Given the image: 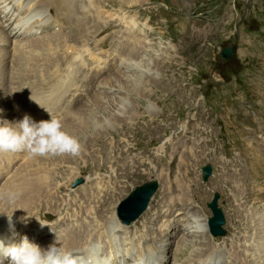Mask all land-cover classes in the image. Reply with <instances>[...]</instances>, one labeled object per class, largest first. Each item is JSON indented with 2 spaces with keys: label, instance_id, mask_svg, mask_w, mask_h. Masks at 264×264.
Returning a JSON list of instances; mask_svg holds the SVG:
<instances>
[{
  "label": "rangeland",
  "instance_id": "obj_1",
  "mask_svg": "<svg viewBox=\"0 0 264 264\" xmlns=\"http://www.w3.org/2000/svg\"><path fill=\"white\" fill-rule=\"evenodd\" d=\"M112 1L113 5L111 2H106L105 5L107 10L113 11L116 6H119L123 12V17H126L125 21L128 22L132 17H134L138 24V28L142 29L148 21L146 18L147 15L150 11L156 10L160 7L159 2L161 0H120V4L117 3L118 0ZM162 1L173 10L189 14L190 18L186 20L190 25H193L191 28H194H189L190 31H187L183 26H179V23L171 21L168 25H166L167 28L158 32L155 28V20H151L150 25H152V27H150L153 31H148L144 36L135 37L128 36L126 33V27L121 23V34L119 35L121 37V41L126 43L127 41L137 39L139 41V45L136 50L129 52L130 54L128 52H122L120 54L117 75L114 74L112 69H110L111 56L109 54L112 50L110 47H107V55H102L105 60V70H108L104 76L105 78H103L98 86L93 85L88 80V84L83 88V92L87 95L92 96L94 94H100L102 96L100 100L103 108L98 109L96 114H91L90 117H85V119L82 116L79 117L80 121H85L87 122V126H90L88 131L81 133L80 137L77 138L80 143L82 142L84 144L83 146L85 147V151L82 152L76 159L79 163V167L81 168L80 175L88 174L86 178L89 177V180L92 181L95 179L96 181H100L104 191L108 190L110 186H113L116 189L115 196L112 198L107 197L105 201V206H111L116 199L125 195V193L128 192L132 186L138 183L143 181L146 182L150 178H157L160 184H163L162 171L170 169L173 175L175 169H182L183 172L181 176L184 177L185 170L189 169L186 171V177L189 178V180L186 183H183L186 188L185 197L187 198L190 194L195 195L198 193V189L195 187V179L193 177L199 181L200 174L192 177V169H198L199 167L207 164L205 162H209L210 159L212 160L211 165L213 167V175L215 174L216 180L214 183L212 179H209L206 183L207 185H205L206 187L204 188H206L208 193H206L205 198L209 201L213 192L220 193L221 200L219 206L225 216L224 229L227 235V227L230 223L232 222L233 230L235 229L234 225L238 223V218L235 217L237 213H239V216L241 217V223L244 221L241 214L242 212L235 207H232L230 220L229 210L231 207L229 204H241L245 200L244 197L246 198V201L250 202L251 196L253 195L263 196L264 198V156L260 157L258 160H254L252 156L253 154L247 149L248 144L258 145L264 140V0H250L249 3H245L243 0ZM252 1L257 2L252 4ZM147 2H150L148 6H144L143 8L140 6V4ZM52 5L54 8L55 4L52 3ZM247 6H251L254 12L247 13ZM79 8L80 5L78 0H64L61 13L69 17V21L71 23L69 26L67 25L65 16L60 14V12L55 13L54 15L56 17L51 19L58 20L57 22L59 25L63 24L61 25V27L63 26L62 36H66V40L70 41L69 44H75L74 46L84 42L91 34V27H87V30L89 29L87 34H85L84 31L81 35H79V38H75L73 36L72 31L76 30V25L81 21V19L77 17ZM225 10L228 12V16L222 17V20L219 21V11L224 13ZM209 11L211 14H204ZM197 14H200V17L196 19ZM88 21H90L89 17L87 24ZM233 26L235 29H233ZM254 26H259L262 29L261 37L263 39V43L259 44L253 38H250L249 35L244 33L246 30ZM42 35L43 34L39 36ZM167 43H172L171 49L167 48ZM228 44L234 45L235 56L240 61L236 62L235 59L232 61L233 65H220L218 64V50L219 48H224ZM75 48L77 49V47ZM93 51L95 53H99V50H95L94 48ZM135 51L136 54L139 53V55L133 57L135 55ZM59 52L62 53L61 56L58 55ZM59 52L56 53V56L62 59L63 55H65L64 49L62 48ZM46 53H48V51H45L44 49H36L32 53L27 54L25 58L20 59V63L25 66L30 64V61H34L32 58H36L38 60V70L40 71V74L36 76H40L41 78L36 77L33 78V80L46 83L36 90L37 94L33 95L34 97L36 96L34 105L38 102V99H42L49 92L54 94V89H58L56 84L57 80H53L49 75L43 76L44 62H48L51 55V53L50 55L49 53ZM69 59L71 58L68 57L60 65L59 81L63 80L61 71L64 69V66L67 64L66 62ZM194 68L198 69L199 72H193ZM216 72H220L224 75V83H222V81L218 78ZM72 80L73 79L71 77V81H69V83H71ZM29 84L30 83H26L25 85L24 83H17L15 86L16 92H26L27 90L25 87ZM47 84L53 85L55 88L51 89L49 86H46ZM22 87L24 89H22ZM212 90L215 91V96L212 100L214 107L210 111L212 119L215 120L210 122V119H206L205 116H201L202 121H205V123H196L194 116L196 117L197 115H202V112L206 110L202 103L198 105L199 99L202 96H212ZM34 91L35 88L30 93ZM243 92H246L249 95L250 105L248 106L242 102ZM60 100H58L56 106L59 105ZM89 104H91V107H94V98L91 99L90 103H83L79 105L78 108L68 109V111L63 113V116L66 117L72 110V114L80 111L82 112L83 109L87 110L88 107H90ZM149 104L154 107L156 112L151 110ZM6 105L7 102H5V106ZM40 106L50 107L45 104H41ZM87 112H91V109ZM176 115H178L180 119H177L178 117H176L174 121L170 120L172 116L175 117ZM13 118V121H17L15 116H13ZM71 118L72 116L67 118V120H70ZM185 122H187V127L190 129H193V127L196 126L194 131L201 128L203 129L204 126L208 128V132H210L214 143L213 146L209 148L211 156L210 158L202 157L199 162L193 163L191 167H189L188 158L182 163H176L178 160V156H176V164L169 167L168 161L169 156L172 153V148L176 145L179 149L182 145H191V143L183 144L182 137L174 136L181 130V125ZM197 127H199V129ZM66 130H69L68 132L70 133L74 132L73 129ZM207 139L208 138L206 137H198L200 142L206 141ZM164 141H169V143L165 144ZM227 143L239 144L245 147L246 150L244 155L233 159L235 161L233 167L234 170H232L231 163H228L223 167L222 174L226 175L228 178V174H231V179L235 177H241L243 179V173H245V176L248 178V191L251 196L246 194L247 190L243 180V182L240 181L243 183L241 192H236L235 188H233L234 190H230L223 183L225 176H222L219 170L222 167L221 163H224L221 160V157L226 156L227 154L230 155V153L224 148V145ZM133 146H135L137 150H133V148H131ZM162 146V152L166 156L167 160L164 163L159 162V169H161L160 172L152 171L146 175L143 173L138 174V172L134 173L133 168H128V177L120 184L117 183L114 175L117 170H123V167L128 160H130L133 156L140 154H155ZM220 148L221 151H219ZM91 149H96L97 153H92V151H90ZM87 151H89V153H87ZM112 151L114 154L111 153ZM233 155L239 154L233 153ZM42 158L38 157L39 160L35 158L34 161L32 159L29 163L32 162L34 164H38L40 162L45 164V162L48 161L49 164L43 166H45L46 169L55 171L53 169L58 167V164L53 163L56 156L49 157L48 160ZM147 162H149V160H147ZM24 164L27 165L26 162ZM179 164H182L185 169L178 168ZM98 165L104 166L105 170L101 173L93 175V169ZM140 166L141 165L138 164L135 168L138 169ZM237 167H240L243 173L240 170H235ZM60 169L61 170L58 171L59 175L60 173H63V171H66L64 168ZM28 170L29 169L26 168L21 172V174L24 172L30 173ZM34 171L31 170V172ZM63 174H65V172ZM65 176L63 179H65ZM173 179H175L174 176ZM169 184L173 185V182ZM180 188L181 186L179 187V192L184 194V190L180 191ZM251 189H253L254 193H251ZM230 195L232 196L230 197ZM177 198H179V194L175 200ZM240 198L243 199L240 200ZM189 199L192 202L191 204H189V200L188 203V201L184 202L181 199L179 200L180 205L177 207L174 206V199L171 200V205L169 204V208H167V210H172L174 211V214L177 215L176 219H172L173 222H178L179 217L186 216L187 220H189L190 215H201L199 216V219H203L204 216H207L208 219L209 216L203 211V209L198 208L199 203L192 201L191 198ZM156 205L161 208L160 201H158ZM153 206L154 203L152 204L151 209ZM171 207L172 209H170ZM190 207L193 208L191 211L189 210ZM256 208L262 210L260 207ZM167 210L166 216L169 213ZM192 211H194V214ZM262 216L263 215L259 216L260 220L264 219V216ZM244 217L250 221V214H247ZM258 220L253 221V228L246 227V229L247 231L254 230V246L256 249H261L264 248V227L262 230L255 229L254 225ZM148 222H151L150 219L147 220V223ZM81 224L82 223L79 225ZM79 225H77L76 230H80L78 227ZM102 227H100L102 230H106L104 229L105 226ZM136 227H140V224L137 223ZM193 229L194 228H192V231L196 232L197 229ZM175 230L176 229L173 228V231ZM237 231L240 230L238 229ZM89 232L91 231L89 230ZM75 234L80 236L81 232L80 234L79 232ZM206 236L209 237V235ZM196 237L198 238L199 234H197ZM202 237L204 238L205 235L198 238L201 239L199 243L200 248L202 243H206L202 241ZM174 239L175 238H173V240ZM101 241L105 243L106 239H101ZM180 241L184 242L183 240ZM232 241L240 242V239L237 240L234 238V240H230L229 238H223L222 240V242L226 243V245L223 243L222 245L228 250V260L230 259L233 251L229 249V245ZM47 243H50V240H48ZM192 244L193 242L190 240L183 249L184 255L174 261L171 260L172 264L180 261L185 255L187 258H190L186 252ZM244 247V244L238 247L241 255L243 254L241 249ZM171 248V251L174 252L176 245H173ZM200 248L195 250L192 256L193 259H190V261H198L197 257H194V255L200 250ZM242 257H244V255H242Z\"/></svg>",
  "mask_w": 264,
  "mask_h": 264
},
{
  "label": "bare ground",
  "instance_id": "obj_2",
  "mask_svg": "<svg viewBox=\"0 0 264 264\" xmlns=\"http://www.w3.org/2000/svg\"><path fill=\"white\" fill-rule=\"evenodd\" d=\"M43 1L44 0L39 1V3H42V4H40V7H45L43 4ZM50 2L55 4V7H54L55 13L60 12V14H63V13H61V10L63 7L64 0H50ZM26 3H30L29 0H15V2L12 5H10V2H5L0 7V81L2 82V83H0V95L2 96V97H0V111H2V99L4 101L6 100L8 102L9 96L17 94L16 87H15L17 83H21V84L24 83V85L26 83H30V84L32 83L34 88H35V91L32 92L31 95L37 94L36 90H38V88L40 86H43L46 84L45 82L33 80V78L40 77V76H36V75L40 74V71L38 70V66H37L38 60L36 58H32L34 61H30V64L23 66L20 63V59L23 58V57H21V55H25V57H26L27 54L32 53L36 49H44L45 51H48L49 55L51 53L48 62H44V74H43V76L49 75L53 80H57L56 84L58 86V89L56 90V89H54L55 86L47 84L46 86H49V88L54 89V91H53L54 94H51V92L47 93L45 95V97H43L42 99H38V102L34 106L37 107V106H40L41 104H45L47 106H51V107L53 106L54 107V106H56V103L58 102V100H60L62 98V95L66 92L67 86L70 84L69 81H71V76H67L66 80L63 79V80L59 81L60 65L68 57L72 58V56H74L78 53L77 49L75 48L77 46H74L75 44L70 45L69 44L70 41L66 40L67 37L62 36V32H63L62 27L63 26L61 27V25H63V24L59 25L57 22L58 20H51V22L48 24L47 23L48 17H40V18H42V20L46 24H48V29H47L48 33H46V34L43 33L42 29L39 32L40 27L36 23H30V18H31L30 16L31 15L29 13L28 8L26 7ZM12 9L15 11L16 17H13L11 15L10 12ZM64 16H65V19L67 21V25L69 26L71 24L69 21V17H67L66 15H64ZM87 20H88V17H85L83 20H81L76 25V30L72 31L73 36L75 38H79L80 37L79 35H81L84 31H85V34L88 33L89 29L87 30ZM41 34H43V35L39 36ZM26 39L30 43L35 45L34 49H31V48L23 49L25 47ZM62 48L64 49L65 55H63V58L61 59L58 56H56V53H58ZM18 51H21L20 54H18ZM48 53H46V54H48ZM68 55H71V56H68ZM138 55H139V53L136 54V51H135V55L133 57L138 56ZM132 60H134V59H132ZM69 61H70V59L66 63H68ZM119 62H120V60H119ZM19 67L21 69L19 70L18 76L15 77V73H11L10 68H19ZM63 70L61 71V75H62ZM106 80H107V78H106ZM23 87H22V89H24ZM122 88H124V87H122ZM26 92H31V91H26ZM26 92H23V93H26ZM94 103H95L94 104V110H91V112H89V113L87 111L90 110L89 109L90 107H88L89 110L83 109L82 112L80 111V112H76L73 114H72V111H73L72 110L71 113H69V115H67L66 117L63 118L64 121L62 123L64 125V128L65 129H71V130L73 129L74 132L71 133L72 136L79 138L81 133H85L86 131H88V128L90 126H87V122L80 121L78 117L82 116L85 119V117H90L91 114H96V111L98 109L103 108L100 97L97 98L96 96H94ZM11 105L13 107H16L14 102H11ZM32 112H34V114L37 118H41V115L36 114L37 112H39V110L32 111ZM10 113L8 112V110H4V114L0 115V119L7 120L10 122H14L13 121V119H14L13 115H11ZM71 116H72V118L70 120H67V118H69ZM86 121H88V120H86ZM76 122H78V123H76ZM94 127H92V128H94ZM32 164H34V163H32ZM40 164H44V163H40ZM43 167H45V166H43ZM33 171H34V169H33ZM30 172H31V170H30ZM18 173H20V172H18ZM18 173H16V174H18ZM24 174H25V172L22 175H24ZM43 175L37 173L36 176L32 177V178L24 177L20 180L19 183H14V185H12V189L15 192L18 191L21 193L20 198L18 199V201L21 202V204L27 205L30 207L32 205V203L37 202L38 198L44 199L47 196L45 189L48 186V184L45 183V181H46L45 175L46 174H43ZM228 176H229L228 180L224 181L227 186L231 182V178H230L231 174H228ZM50 178L51 177L49 176V179ZM228 181H230V182H228ZM42 183H43V186H41ZM181 190H184V194H181L179 192V198H177L178 200L172 199L174 201V206H176V207L180 205L179 200H181V199L184 202H187L188 200L190 201V199H189L190 195L187 198L185 197L186 188H185L184 184L181 185L180 191ZM29 193L32 194L30 199L27 198ZM189 201H188V203H189ZM191 203L192 202L190 201L189 204H191ZM183 204H185V203H183ZM186 205H188V204H186ZM172 207L170 209H172ZM49 208H50V206L48 204L46 206V209H49ZM191 209H193V208L190 207L189 210L191 211ZM186 210H187V208H186ZM168 212H169L167 215L168 218H171V219L177 218V215L174 214V211L170 210ZM192 213L194 214V211H192ZM258 214L259 213H256V212H255V215L250 214V221L258 220L259 217L257 219H254V216H257ZM262 215L264 216V214H262ZM199 216H201V215H197V216L190 215V218L188 221L191 224V229L192 228L197 229L196 232L195 231H192V232L199 234V237L203 236V235H205V236L209 235L208 230H207V216H204L203 219H199ZM242 216H243V214H242ZM193 217H195V218H193ZM235 217L238 218V223L234 225L235 229H236V230L234 229V231L236 233H238V232L243 230V222L241 223V219H240L241 217L239 216V213H237L235 215ZM109 219L115 225H118V226H121L122 228H125V226L121 225L116 220L113 212H111ZM243 219H245L244 216H243ZM147 220H149V219L145 218V222H147ZM259 220L257 221V223L254 226H255V229L262 230V228L264 227V219L260 220V221ZM236 221H237V219H236ZM89 223H91V222L87 221L86 223H82L81 225L78 224L79 225L78 227L80 230L75 229V231L79 232V234L81 232L80 236H77L78 234L77 235L75 234L77 232L74 231V232H69L65 238H59V239L65 244V247L67 249H70V248L80 249L77 252V254L83 255L86 259L91 260L93 262V264H99V261H97L94 258V253H93L94 249L92 246H90V243H93L95 241H101V239L102 240L107 239V241L105 243L109 244L111 242V228L108 226L106 230H102V228H103L102 226H104V224H102L101 225L102 228H99L98 230H96L95 228H92L91 224H89ZM135 223L137 225L138 221ZM199 229H200V231H199ZM238 229L240 231H237ZM89 230L91 232H89ZM186 231L189 233L190 229H186ZM257 233H259V232H257ZM261 233H263V232H261ZM152 235H153L152 239L147 242V244L144 248V250L148 253L153 252V250H154L153 242L161 236V233L153 232ZM166 237H167V240L164 242L165 244L161 246V249L165 253L166 258L161 259L159 261V264H172L171 260L174 261V260L178 259L179 257H182V255H184L183 249L187 245V244H185V242H181V241L174 243L173 238H175L176 236H175V231H173V228L166 234ZM235 239L239 240V238H237V237H235ZM199 240H201V239H199ZM253 241H254V239H253ZM212 242H213V240H212ZM222 243L226 245V243H224V242H222ZM235 243H236V241L235 242L232 241L229 245V249H231L233 251L231 253L230 259L227 262H225V264H234V263L235 264H238V263H242V264H264V260L259 255L260 253H264V248L255 249L258 252L257 257H256L258 260L255 262L253 259H250L251 255H252L251 253L250 254L244 253L243 250L248 249V248L244 247L241 249V251L243 252L242 255H244V257H242L240 251L238 250L239 246H236ZM45 245H46V247H48L50 245V243L46 242ZM173 245H176L174 252L171 251L172 250L171 247ZM189 248H188L186 254H188ZM112 251H113V249L110 247V253H109L110 257L112 256ZM199 251H197V253L194 255V257H197L198 261L205 260L213 252V245H210L208 243H202ZM215 254H216V249H215ZM173 264H175V263H173ZM181 264H196V262H194L192 260L190 261V259H189V260H186L184 263H181Z\"/></svg>",
  "mask_w": 264,
  "mask_h": 264
},
{
  "label": "clouds",
  "instance_id": "obj_3",
  "mask_svg": "<svg viewBox=\"0 0 264 264\" xmlns=\"http://www.w3.org/2000/svg\"><path fill=\"white\" fill-rule=\"evenodd\" d=\"M50 116V120L39 122L34 121L28 115L14 122L0 119V152H24L30 158L80 156L82 145L79 140L64 130L60 118L53 117L51 114ZM20 195L21 193L18 191H9L4 196H0V199H6L10 205H13ZM13 214L0 215L7 216L10 231L14 232ZM40 224L41 227H44L47 222ZM5 259L9 261V264H80L78 256L66 252L56 243L42 248L40 245L30 242L26 236L19 243L0 239V264H4Z\"/></svg>",
  "mask_w": 264,
  "mask_h": 264
}]
</instances>
